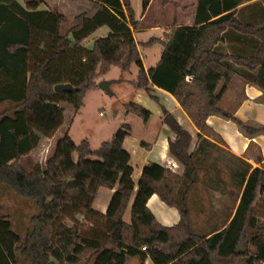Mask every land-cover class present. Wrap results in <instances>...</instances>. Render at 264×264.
Here are the masks:
<instances>
[{
    "label": "trees",
    "instance_id": "16d2710c",
    "mask_svg": "<svg viewBox=\"0 0 264 264\" xmlns=\"http://www.w3.org/2000/svg\"><path fill=\"white\" fill-rule=\"evenodd\" d=\"M95 1L97 13L92 17L80 13L76 24L63 34L65 14L38 10L40 0H28L25 5L0 0V186L33 200L38 208L24 238L12 229L10 217L0 214V264H77L86 253L92 264H126L131 257L139 264L147 258L154 264H237L236 258H246V264H264V232L251 234L249 242L246 238L248 229L257 227L254 210L258 194L264 192L263 167L235 157L245 166L238 173L239 203L233 217L217 222L210 233L195 230L189 205L206 168L205 159L213 149L223 148L206 136L211 134L209 116L234 120L251 138L264 133V125L242 121L221 106L236 76L264 92V15L260 23L248 20L243 16L246 7H241L252 1L264 5V1L198 0L195 25L176 23L162 42L159 62L148 70L131 28L135 24L131 0ZM142 1L146 10L151 0ZM104 25L111 29L109 35L97 38L91 49L81 44ZM225 40L238 49L226 50ZM246 41L248 53L242 47ZM133 64L139 67L131 81L135 88L150 92L151 86H157L170 92L200 130L190 153L191 133L164 111L163 121L176 133L170 151L184 164L183 175L149 162L135 190L130 153L123 146L129 124L96 150L88 139L76 143L65 133L44 166L24 168L21 159L63 124L65 110L60 103L80 110L86 94L98 88V79L112 66L128 72ZM61 83H70L75 90L56 92L55 85ZM6 102L11 107L1 110ZM126 110L145 121L151 115L135 102L126 104ZM262 160V156L256 158L258 163ZM102 187L116 189L106 213L93 206ZM155 193L178 209L177 224L164 226L156 219L147 206ZM132 200L128 223L124 214ZM78 214L84 215L88 228L81 229L77 221L72 226L66 223L67 216ZM243 236L246 248L239 253ZM249 244L254 246L251 255Z\"/></svg>",
    "mask_w": 264,
    "mask_h": 264
},
{
    "label": "crops",
    "instance_id": "0c3cea01",
    "mask_svg": "<svg viewBox=\"0 0 264 264\" xmlns=\"http://www.w3.org/2000/svg\"><path fill=\"white\" fill-rule=\"evenodd\" d=\"M46 4L45 8H42L41 5L38 7V10H53L59 11L66 15L63 6L60 8H51L44 0H40ZM58 1V0H57ZM62 4L64 0H59ZM133 1V0H131ZM86 7L84 10L80 11L81 13H86L89 17L94 16L99 10V4L95 0H84ZM257 1H252L242 5L241 7H246L245 13L243 14L248 20H256L257 22H262V16L264 15V5L263 3H255ZM22 3V2H21ZM25 5V2L22 3ZM59 4V3H58ZM132 4V2H131ZM176 4L178 6H176ZM197 5L198 0H151L148 8L142 10L140 15L136 14V11L133 7L135 14V24L131 26L134 37L138 44L139 52L143 60V64L146 70L151 67H154L159 62L162 52L163 45L162 42L167 41V35L170 33L171 28L178 23L179 25L191 26L195 25L196 14H197ZM143 7V1H142ZM75 25V24H74ZM72 25V26H74ZM71 26V27H72ZM70 27V28H71ZM62 28V27H61ZM69 28V29H70ZM68 29V30H69ZM111 29L109 26L104 25L98 28L93 32L88 38H86L81 44L85 46L86 42L89 41V38L92 37L93 42L97 38L105 37L109 35ZM68 31L64 34H67ZM148 44V42H150ZM222 45L225 46L226 50L238 49V46L229 47L227 40L222 42ZM234 45V44H232ZM86 47V46H85ZM244 51L249 52L250 44L247 41L243 44ZM87 48V47H86ZM152 50L154 58L151 64L146 62V51ZM156 50V51H153ZM245 53V52H244ZM151 54V53H150ZM113 68L118 69V74L115 76H110L109 73ZM132 69V66H131ZM130 69V71H131ZM122 72L121 68L118 65L112 66L110 71L98 79V83L101 80H110V87L113 89L115 83L127 84L131 91V97L128 102L125 103V114L126 118L123 122H118L114 126L111 132V138H100L99 147L104 141H109L112 139L115 132L123 125L129 124L131 127L130 133L124 139L123 146L130 153V165L133 168L132 177L135 182V190L138 189V181L142 174L144 166L149 162H156L160 165L168 168L173 173L178 175H183L185 171V166L180 162L170 151V142L176 140V133L163 121L164 111L170 112L177 121L188 130L192 135V143L190 147V153H192L198 142V134L200 130L195 126L191 118L188 116L186 111L182 108L179 101L176 97L170 92L159 88L157 86H151L150 92L143 88H135L131 81L135 80L138 76L139 70L135 77L128 76L130 72ZM120 77L123 78L122 81L118 80ZM103 91L101 88H96L88 94H96L95 92ZM110 93H113L112 91ZM88 94L86 96H88ZM130 102H135L143 105L145 108L151 111L150 118L145 121L141 116L137 115L139 119H129L130 114H135L133 112H128L126 110V104ZM60 105L64 107L61 103ZM221 106L226 112L233 113L236 117L242 121L256 122L258 124L264 125V92L257 86L251 83H245L240 76H236L231 83L229 84L226 92L223 95L221 100ZM86 107L84 106L76 111L74 108L71 109V117L68 122V117L66 115V110L64 107V122L57 129V131L50 137H43L39 145L32 150L28 155L34 154L35 151L39 148L41 143L45 140L54 142V147L57 140L63 136L65 133L71 135V127L75 123V120L81 111ZM100 116H103V112H99ZM207 124L211 130L210 135H206L212 141L219 143L226 152L233 157H239L245 161L251 163L253 166H261L264 168V133L259 134L253 138L245 135L239 128L238 124L222 115L213 114L208 117ZM99 129L98 131H100ZM83 139H88L90 142L91 148L93 147V136L92 132H88L82 136ZM74 140V138H73ZM218 140L220 142H218ZM75 141V140H74ZM79 141V142H80ZM76 142V141H75ZM76 142V143H79ZM251 145V147H250ZM93 149V148H92ZM98 149V148H97ZM96 150V149H94ZM26 155V156H28ZM24 156V157H26ZM262 156V162H256V158ZM176 161L180 165L179 171L175 172L172 167L171 162ZM175 169V168H174ZM201 183V181H200ZM198 186V185H197ZM197 188V187H196ZM194 189L191 193L192 203L195 202L196 190ZM102 190H105L102 192ZM114 189H109L102 187L99 189L97 197L94 201V208L102 213H106L109 207L112 196L115 192ZM102 192V193H101ZM202 200H201V199ZM202 202L206 200L203 197H198ZM133 200L130 202L127 211L124 214V220L128 223L132 220L131 208ZM239 203V200H238ZM238 205V204H237ZM147 206L155 215L156 219L164 226H173L177 224L181 215L176 207L169 206L166 204L158 194H153L148 202ZM218 206V205H217ZM215 204L206 206L207 208H198L197 209V218L201 217L206 213L207 218L209 217H222L223 219H230L233 217L236 208H233L230 211L228 209H219ZM208 209V211H207ZM208 213L207 212H210ZM84 217V215H83ZM228 219V221H230ZM225 221V220H224ZM228 221L226 223H228ZM216 224V223H215ZM214 224V225H215ZM198 232L210 233V230H204L202 226L195 229ZM131 261V264H139V261L136 257H131L127 260V263ZM145 264H154L151 258L145 260Z\"/></svg>",
    "mask_w": 264,
    "mask_h": 264
},
{
    "label": "rangeland",
    "instance_id": "374dc122",
    "mask_svg": "<svg viewBox=\"0 0 264 264\" xmlns=\"http://www.w3.org/2000/svg\"><path fill=\"white\" fill-rule=\"evenodd\" d=\"M19 1L24 3L28 0ZM44 1L51 8L57 9L63 6L66 13V21L62 24L61 28V33L63 34L66 33L72 25L76 24L77 16L81 13L80 11L84 10L86 7L84 0H64L63 4L59 0ZM131 2L136 14L140 15L141 11L143 10L142 0H133ZM40 5L42 8H45L46 6L44 2H41ZM176 6L178 5L176 4ZM133 19L135 21V14ZM94 43L95 42H93L92 37H90L85 46L88 49H91L93 48ZM153 53L154 52H152V50L149 52L148 50L146 51L147 64H151L153 61ZM138 70L139 67L136 64H133L128 76L135 77ZM117 74V68H113V70L109 73L110 76H115ZM111 91L113 93L106 91L95 92L96 94H88L91 91L87 93L88 96H85L84 98L86 107L81 111V114L77 116L75 123L71 127V135L76 142H79L84 134L92 132V148L97 149L99 148L98 142L100 138L110 139L114 126H116L118 122H123L125 120V103L130 100L131 89L127 84L115 83ZM61 104L65 107L69 122L71 117V109L74 107L65 102H62ZM11 105L12 103L6 102L1 106V110L9 108ZM100 111L103 112V116L99 115ZM128 118L139 119L136 114H130ZM99 129L101 130L98 131ZM53 151L54 142H50L49 140L46 142L44 140L34 154L23 157L20 163L26 170L31 171L38 164L44 166L47 159L52 155ZM75 156L77 158V154H75ZM204 165L206 168H204V170L201 172V183L196 186V195L198 196L193 203L192 197L190 196L189 205L194 228L197 229L202 226L204 230H210L215 223H223L226 219L213 216L207 218L206 213H204L203 216L197 218L198 212L194 206L203 209L207 208L206 206L208 203L209 205L215 204L216 206L218 205L217 207L219 209H228L230 214V211L237 207L238 204L241 193V179L238 173L242 171L245 166L242 160L235 157L231 158L224 148L213 149L205 159ZM169 166L173 168L172 165ZM174 170L179 172L177 169ZM104 191L105 190H102V192ZM199 196L203 197L206 201L202 202L201 198V200L198 199ZM37 213L38 208L33 200L21 198L7 186H0V214L10 217L13 225L12 229L21 235L22 238H24L27 232L31 229V218ZM208 213H211V211L207 212V214ZM254 215L256 217L257 227L248 229V234L246 237L248 242L250 241L251 234L264 232V192H260L258 194L257 200L255 202ZM65 220L69 226H72L77 221L78 226L83 230L90 226V224L84 220L83 214H78L75 217L67 216ZM253 249L254 246L249 244L248 255H251ZM89 255V253L84 254L82 260L77 264H92L89 260ZM235 260L237 264H246V258H236ZM128 264H131V261L128 262Z\"/></svg>",
    "mask_w": 264,
    "mask_h": 264
},
{
    "label": "water",
    "instance_id": "95a60500",
    "mask_svg": "<svg viewBox=\"0 0 264 264\" xmlns=\"http://www.w3.org/2000/svg\"><path fill=\"white\" fill-rule=\"evenodd\" d=\"M111 81L110 80H101L98 83L99 88H101L103 91L111 92L110 88ZM75 90L72 84L70 83H61L55 85V91L56 92H65V91H72ZM245 251V239L244 236L241 238L238 246H237V252H244Z\"/></svg>",
    "mask_w": 264,
    "mask_h": 264
},
{
    "label": "bare ground",
    "instance_id": "6f19581e",
    "mask_svg": "<svg viewBox=\"0 0 264 264\" xmlns=\"http://www.w3.org/2000/svg\"><path fill=\"white\" fill-rule=\"evenodd\" d=\"M171 164H172L173 168H175V169H179V167H180V165L178 163H176V161H172Z\"/></svg>",
    "mask_w": 264,
    "mask_h": 264
},
{
    "label": "built area",
    "instance_id": "2783aa9c",
    "mask_svg": "<svg viewBox=\"0 0 264 264\" xmlns=\"http://www.w3.org/2000/svg\"><path fill=\"white\" fill-rule=\"evenodd\" d=\"M144 250L146 249V247L143 248Z\"/></svg>",
    "mask_w": 264,
    "mask_h": 264
}]
</instances>
